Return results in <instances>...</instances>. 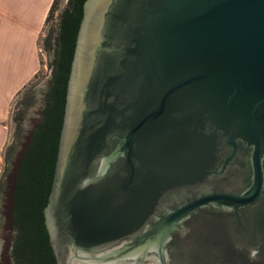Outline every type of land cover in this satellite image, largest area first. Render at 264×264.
Listing matches in <instances>:
<instances>
[{"label":"water","instance_id":"95a60500","mask_svg":"<svg viewBox=\"0 0 264 264\" xmlns=\"http://www.w3.org/2000/svg\"><path fill=\"white\" fill-rule=\"evenodd\" d=\"M14 108L0 264H264V0H68Z\"/></svg>","mask_w":264,"mask_h":264},{"label":"crops","instance_id":"0c3cea01","mask_svg":"<svg viewBox=\"0 0 264 264\" xmlns=\"http://www.w3.org/2000/svg\"><path fill=\"white\" fill-rule=\"evenodd\" d=\"M55 0H0V173L11 107L40 67L38 40Z\"/></svg>","mask_w":264,"mask_h":264},{"label":"rangeland","instance_id":"374dc122","mask_svg":"<svg viewBox=\"0 0 264 264\" xmlns=\"http://www.w3.org/2000/svg\"><path fill=\"white\" fill-rule=\"evenodd\" d=\"M68 0H56L54 6H52L51 10L49 11L47 22L45 23V26L43 27L40 38L38 40V46L40 51V67L35 74L34 78L30 81V83L26 86L24 90L17 96L16 100L13 103V107H11L10 117H11V124H10V139L8 141V145L5 148L4 151V157H3V168L0 173V184L2 181L3 174L6 170V157H7V151L9 146L11 145L12 141H14L15 138V132L17 127V122L14 120V108L17 106L19 101L22 99V97L31 89L35 88L40 82H42L49 72H51V62H50V53L48 52L46 48V40L48 39V34L50 32V29L52 28V25L57 23L59 14L62 12L64 8H66Z\"/></svg>","mask_w":264,"mask_h":264},{"label":"trees","instance_id":"16d2710c","mask_svg":"<svg viewBox=\"0 0 264 264\" xmlns=\"http://www.w3.org/2000/svg\"><path fill=\"white\" fill-rule=\"evenodd\" d=\"M55 2H56V0L54 1L53 6H54ZM67 7H68V6H67ZM51 8H52V6L50 7V10H51Z\"/></svg>","mask_w":264,"mask_h":264}]
</instances>
